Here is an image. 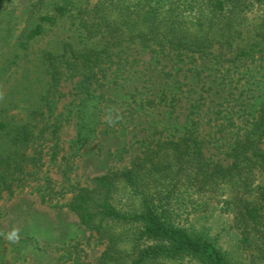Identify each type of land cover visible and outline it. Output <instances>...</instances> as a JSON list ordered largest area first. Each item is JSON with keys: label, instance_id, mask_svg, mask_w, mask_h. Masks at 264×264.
I'll return each instance as SVG.
<instances>
[{"label": "rangeland", "instance_id": "obj_1", "mask_svg": "<svg viewBox=\"0 0 264 264\" xmlns=\"http://www.w3.org/2000/svg\"><path fill=\"white\" fill-rule=\"evenodd\" d=\"M98 1L0 0V119L26 120L47 88L58 100L51 115L39 122L41 127L47 123L44 138L33 140L27 150L30 157L40 155L41 164L30 165L32 175L24 186L0 196V264H98L104 242L66 206L74 188L129 167L151 139L181 136L191 118L200 122L208 159L230 162L231 146L256 117H264V49L256 46L255 60L231 71L197 55L158 52L140 44L106 49L93 60V50L103 51L108 43L83 39L77 14L82 2L93 7ZM63 3L74 14L45 22L43 31L28 39L39 18ZM256 36L254 28H246L250 44ZM86 48L92 49L88 67L72 56ZM48 53L58 54L61 64L54 81L44 64ZM175 97V107H170ZM260 143L264 147V136ZM127 192L119 189L116 198L130 209ZM139 205L135 201L136 209ZM172 218L209 239L230 264H264V234L257 233L255 242L250 239L256 249L243 244L235 215L223 203ZM13 231L16 238L9 240ZM164 264L202 263L185 256Z\"/></svg>", "mask_w": 264, "mask_h": 264}, {"label": "trees", "instance_id": "obj_2", "mask_svg": "<svg viewBox=\"0 0 264 264\" xmlns=\"http://www.w3.org/2000/svg\"><path fill=\"white\" fill-rule=\"evenodd\" d=\"M111 2L100 0L93 7L82 2L77 14L83 39L100 38L108 43L103 51L93 50V60L106 49L140 44L158 52L168 49L179 56L197 55L231 71L255 60L259 51L256 46L264 49L260 47L264 44V0ZM69 8L66 3L56 4L53 13L39 18L27 38L38 36L45 22L52 24L60 17L73 15ZM249 26L257 35L251 44L245 37ZM91 51H73L72 56L84 59L79 62L88 67ZM58 57L55 53L44 57L52 81L60 73ZM81 84L89 91L90 86L84 81ZM52 93L49 88L45 90L39 107L29 108L26 120L0 119V196L24 186L32 175L30 165L41 164L42 157H30L27 150L33 140L44 138L47 123L44 121L41 127L39 122L55 109L58 100L50 97ZM176 98L170 100V107H175ZM199 125L191 118L181 136L151 139L143 155L133 159L129 167L96 175L90 185L74 188L66 206L104 242L98 264H164L185 256L202 264H230L227 254L209 239L172 218L182 212L189 215L206 211L217 202L234 213L242 243L254 248L257 233L264 234V147L260 143L264 117H256L246 135L231 146V161L226 163L208 159ZM119 189L128 191L130 209L117 202ZM135 201L140 204L137 209Z\"/></svg>", "mask_w": 264, "mask_h": 264}, {"label": "clouds", "instance_id": "obj_3", "mask_svg": "<svg viewBox=\"0 0 264 264\" xmlns=\"http://www.w3.org/2000/svg\"><path fill=\"white\" fill-rule=\"evenodd\" d=\"M16 232L15 231H13V232H11V233H9V235H8V239L9 240H14L15 238H16Z\"/></svg>", "mask_w": 264, "mask_h": 264}, {"label": "crops", "instance_id": "obj_4", "mask_svg": "<svg viewBox=\"0 0 264 264\" xmlns=\"http://www.w3.org/2000/svg\"><path fill=\"white\" fill-rule=\"evenodd\" d=\"M103 174V173H102ZM100 175V174H99Z\"/></svg>", "mask_w": 264, "mask_h": 264}]
</instances>
